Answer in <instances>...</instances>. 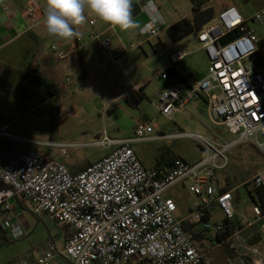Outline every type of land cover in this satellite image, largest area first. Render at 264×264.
Returning a JSON list of instances; mask_svg holds the SVG:
<instances>
[{"label":"built area","instance_id":"2783aa9c","mask_svg":"<svg viewBox=\"0 0 264 264\" xmlns=\"http://www.w3.org/2000/svg\"><path fill=\"white\" fill-rule=\"evenodd\" d=\"M4 11L9 7L0 0ZM144 9L150 17L139 28L146 39L158 35L163 28L157 7L147 1ZM29 25L43 20V6L30 1L24 11ZM221 20L222 27L216 22ZM89 25L95 23L87 15ZM264 22V5L247 19L235 8L222 11L197 32L209 67L200 80L183 78L170 83L157 95L159 114L169 118L184 109L190 100L202 98L210 121L225 126L233 135L229 141L198 137L205 154L194 163L173 159L163 168L146 169L130 144L157 137L154 122L136 121L133 136L122 140L105 134L93 144L109 148V153L71 173L65 163L42 151L37 144L0 164V229L8 239L25 235L18 218L17 201L33 215H48L58 225L68 228L61 248L48 239L34 259L19 256L17 264H201L203 254L196 248L182 224L196 233L223 230L225 221L234 215L231 191H218L215 172L227 166L225 153L234 145L246 142L262 150L264 145V74L257 70L253 58L257 52V36L246 22ZM111 27V26H110ZM237 31L238 35L224 45L218 40ZM95 47L110 50V35L91 32ZM80 38L76 37V42ZM75 45V51L85 49ZM55 50V46L51 47ZM121 50L112 60L121 65ZM58 58L65 55L58 51ZM180 50L169 54L172 64L184 59ZM2 129H0L1 133ZM163 136V135H158ZM254 188H264V167L251 181ZM183 183L192 196L189 211L183 218L174 215L176 204L163 193ZM217 209L221 218L211 219ZM260 216L257 206L252 207ZM244 221V220H243ZM239 232V231H238ZM238 232L232 237L237 238ZM258 262L261 254L254 246L240 244Z\"/></svg>","mask_w":264,"mask_h":264},{"label":"rangeland","instance_id":"374dc122","mask_svg":"<svg viewBox=\"0 0 264 264\" xmlns=\"http://www.w3.org/2000/svg\"><path fill=\"white\" fill-rule=\"evenodd\" d=\"M159 2L165 24L177 15L191 12L189 0ZM263 2L264 0H210L207 8L212 9L213 18L217 20L222 5L235 3L240 15L248 17ZM89 15L91 19L96 17L92 13ZM138 16L141 14L137 18ZM134 18L132 17L133 25L128 29L114 28L105 33L114 40L110 50L90 48L82 54V62L71 38L54 36L31 40L34 57H39V65L48 62L52 67L60 68L63 82L67 86L51 99H47L42 87L29 83L23 87L26 92L23 97L17 93L11 98L7 94H0V124L3 121L10 122L7 132L18 137L0 138V146L6 148L7 157L12 154L16 156L37 144L42 151L67 166L74 162H94L106 155L108 149L93 142L99 140L103 134L109 139L132 137L136 120L154 122L158 126L151 133L157 137L130 144L146 169L163 168L176 158L189 163L197 162L205 156L198 137L213 138L212 130L222 141H229L233 137L225 126L210 121L207 105L202 98L190 100L184 109L173 113L169 118L159 114L157 93L166 88L169 74L165 70L157 69L166 64L173 66L169 60L170 43L166 41L163 31L158 37L145 39V36L139 34V26ZM216 22L222 27L220 19ZM250 24L261 38V45L264 44V22L259 24L251 21ZM133 43L136 44L134 47ZM14 44L1 55L13 54L17 49V44ZM52 46H55V50H52ZM115 48L123 53L121 65L112 60L110 52ZM58 51L65 56L58 58ZM32 53L25 52L23 56L30 60ZM196 57L197 54L192 52L177 65L187 67L193 60L196 64ZM63 62L66 63L64 66ZM84 66L86 73L81 71ZM207 66L209 67V63ZM207 66L198 63L197 73H207ZM133 85L142 88L143 97L138 103L133 105L132 101L127 102L125 98H115L121 91ZM225 156L227 166L216 173L220 177L227 175L229 182L242 181L264 165V152L246 142L234 145ZM239 193L241 196L237 198L236 205L240 213L252 218L251 200L246 197L244 188H240ZM164 196L174 200V215L177 219L188 214L191 197L187 189L173 186L166 190ZM216 211L221 216L217 209ZM20 215L19 221L24 227L25 235L18 239H9L0 245L2 253L32 257L43 249L50 238L57 247L63 246L65 229L48 215H33L27 209H21ZM215 217L213 216V220ZM242 233L243 231L238 232L237 238L232 237L230 241L216 245L214 233L205 232L207 239L195 243L196 248L203 254V264H245L241 256L250 258L252 264H264V248H259L262 258L260 262L241 248L240 244L244 245Z\"/></svg>","mask_w":264,"mask_h":264},{"label":"crops","instance_id":"0c3cea01","mask_svg":"<svg viewBox=\"0 0 264 264\" xmlns=\"http://www.w3.org/2000/svg\"><path fill=\"white\" fill-rule=\"evenodd\" d=\"M30 1H35L42 6L44 4V0H6V3L8 4V7H9L8 11H4L2 9L1 4H0V55L4 52V50L6 48L11 47V45H13L14 43H15L14 45L17 44V47H16L17 49L13 52V54L1 55L3 57H0V94L3 96H5V94H7V96L9 98L14 97V95H16V93L19 94L20 97H23V95L26 93L23 87L25 85H28V83L32 84L33 86H37V85H34L32 82L29 81V78H31L34 75L41 76L48 81H51L55 84H58L61 87V90L58 93H60L62 90H64L67 86L66 85L67 83L63 82V78H62L63 73H62V70L60 68L52 67L51 64H49L48 62H43L42 65H39V57L38 56L34 57L35 56L34 55V49H33V44L31 42V40L34 41V40H38L40 38H52L54 36H51L46 32V30L43 26L42 20L37 24L29 25L28 20L24 16V11L26 9L27 4ZM135 1L141 7V12L139 13V14H141V16H138V18H137V15H136V16H134L135 17L134 19H135L136 25L138 24L139 28H141V26L144 24V22L150 17V14L147 12L146 9H144V6L146 5L147 1H149V0H135ZM151 1L155 5L157 4L156 7L158 6L157 7V17L163 23V28L161 29V31H163L165 34H166L165 29L168 26H170L171 24L175 23L176 21L180 20L183 17H192L193 16V11L191 8L190 13L187 12V13H184L183 15H177L171 21H168V23L165 24L164 14L161 13L160 8H159V6H160L159 0H151ZM209 1L210 0H208L204 4V6H203L204 9L207 8V4ZM263 5H264V2L261 5H259L256 8V10L261 8V6H263ZM232 7L235 8V10L240 14L238 5L235 3H230L229 5H222L220 10L218 11V15L222 11H224L228 8H232ZM89 14H90V12L85 9V11H84L85 20L80 25L75 26L76 34L73 37H71L74 46L75 45H78V46L85 45L86 46L84 50L79 49L78 51H76V53L79 57V60L81 62L83 61L82 60V54L84 52L88 51V49H90V48L97 49L95 47V42L91 41L89 39L91 32H97V33H102V34L106 35L105 33L107 31L114 30V27H112V26L110 27V25L99 20L97 17H93L95 20V23L93 25H89L88 20H87V15H89ZM248 17H243V18L247 19ZM212 19H214V18H212ZM250 22L251 21H247L246 25H247V27L253 29ZM159 33H158V35H159ZM158 35H156L154 37H158ZM256 36L258 39V41H257V52H256L252 61H253V63H254V60H256L258 62L259 65H255V66H256L258 71H260L264 74V44L261 45V43H260L261 38L257 34H256ZM76 37L80 38L79 42H76ZM154 37L148 38V40L152 39ZM166 37H167L166 41H168L170 43L168 46V49L171 50L170 53L177 51V50L185 52L186 56L184 57V59L187 56H189L192 52H195L197 54L196 64L194 63V60H193L192 63L187 67L178 66L177 63L184 60V59H182L181 61L177 62L176 64H172L170 62L173 65L172 67H170L169 65L166 64V65H163L162 67L157 69V70H165V72L167 69L173 70L170 72L172 74L168 73L169 79L167 80V86L170 83L176 82V81L183 79V78H192L195 80H200V79L204 78L207 73H205V72H204L205 74H203V72L197 73V71L199 69L196 66L198 63H200L202 65L206 64V66H207L209 61H208V58H207L204 50L201 48L199 42L197 41L196 31L193 30L191 33L184 36L183 38H181L177 42H171L167 35H166ZM262 39H264V36ZM113 43H114V40H113ZM135 45L136 44L133 43L132 47H134ZM162 47H165V45H163ZM115 50H117V49L115 48L114 51L110 52V54L114 55ZM30 51L33 52L31 55L32 59H30V60L25 59L23 54L25 52H30ZM64 64H66V63L63 62V66H64ZM81 67H82V65H81ZM207 68H208V66H207ZM81 71L82 72L84 71V73H86L85 66H84V69L81 68ZM25 76H27V78H25ZM133 91L142 92V88L139 85H133L132 87L121 91L115 98H118V97L124 98L126 94L133 92ZM44 93H45V91H44ZM158 93H157V95H158ZM56 95L55 96H48L47 95V99H51L53 97H56ZM136 121L134 122V125H135ZM9 123L10 122H4L3 121L0 124V129H2V131L0 133V138H11V139L12 138H18L14 134H10L7 132ZM212 133H213V136L217 135L214 130H212ZM113 140H121V139H113ZM113 147L114 146H110L109 148H107L108 153L111 151V149ZM5 150H6V148H3L0 146V164H2L6 160H9L15 156L12 154L11 156L7 157L8 154L5 153ZM3 155H5L6 157L3 158ZM90 163H92V162H86L84 164H80L79 162H74L67 167L71 173H77V172H80L81 170H83ZM263 167H264V165L261 166L253 175L258 173ZM217 171H220V170H217ZM253 175H251L250 177H248L242 181H236L235 180V181L229 182L227 175H225L224 177H220L215 172V185H216V189L218 191L229 190V191H231V194L233 196L234 215L231 219H229V221H230V224L232 225V227H234V230H235L234 233L238 232V231L239 232L243 231L246 233L248 231L256 229L258 231V233L261 235L262 239L257 244H255L253 246L258 248V250L260 252L259 248H264V212L260 211V216L255 217L253 210H252L253 214L251 215L252 218H250L247 215L241 214L237 205H236L237 198L241 196L239 193V190H240V188H244L245 193H246V197L249 198L252 202V207L257 206L254 203V198H256V195L253 191L254 187L252 186V183L250 182ZM174 186H180V187H183L186 189V187L183 183H178V184H175ZM164 193H163V195H164ZM251 195L254 198L251 197ZM190 197H191V201H192V196L190 195ZM190 205H191V203H190ZM16 209L18 211V218L20 219L21 218V215H20L21 209L18 207V204L16 205ZM259 210H260V208H259ZM188 211H189V207H188ZM213 216L214 217L216 216L215 220H218L221 218V216H219V213L217 214V211L215 212V209L212 211L211 216H210L212 220H213ZM62 227H65V228H63V229H65L64 230L65 234L63 237V242H64V240L67 236L68 228L66 226H62ZM202 234H204V233H202ZM231 238H232V235L226 241H228V240L230 241ZM206 239H204L200 242L194 241V243H201V242L205 241ZM8 241H9V239H8L7 231L0 229V245H3L4 242H8ZM218 244L219 243H217L216 245H218ZM1 250L2 249L0 248V264H17L16 259L19 256H17V255L16 256L15 255H5L4 253L1 252ZM39 253L35 256L28 257V258L34 259L35 257H37L39 255ZM260 254H261V252H260ZM261 260H262V258H261Z\"/></svg>","mask_w":264,"mask_h":264},{"label":"clouds","instance_id":"9594fccd","mask_svg":"<svg viewBox=\"0 0 264 264\" xmlns=\"http://www.w3.org/2000/svg\"><path fill=\"white\" fill-rule=\"evenodd\" d=\"M132 6V0H44L42 23L49 35L71 38L87 9L114 28L128 29L133 25Z\"/></svg>","mask_w":264,"mask_h":264},{"label":"trees","instance_id":"16d2710c","mask_svg":"<svg viewBox=\"0 0 264 264\" xmlns=\"http://www.w3.org/2000/svg\"><path fill=\"white\" fill-rule=\"evenodd\" d=\"M189 1L191 3L193 14H195L204 9L203 6L208 0H189ZM193 30L194 29L192 25V17H183L180 20L168 26L165 29V32L171 42H177L184 36L191 33ZM254 63L255 65H259L256 60H254ZM171 71L173 70L167 69L166 73H170ZM25 78H27V76H25ZM29 81L32 82L34 85L42 87L48 96H55L61 90V87L58 84L48 81L41 76L34 75L31 78H29ZM142 97H143L142 92L133 91V92L126 94L124 98L126 99L127 102L132 101V104L135 105L142 99ZM1 187H4V184L0 181V188ZM222 191H227V190H222ZM253 191L256 195V198H254L252 195L251 197L254 198L255 205H257V207L260 208L261 212H264V188L257 187V188H254ZM17 204L20 209H23V210L26 209L21 202L17 201ZM182 226L184 230H186L190 234L191 239L195 242H200L207 238L204 234L193 232L191 230V227H189L187 223H183ZM234 231H235L234 227H232V225L230 224V221L227 220L225 221V226L223 230L214 234V239L216 240L217 243H223L231 235H233ZM261 239L262 237L256 229H253L246 233L245 232L242 233V241L244 245L253 246L257 244ZM241 258L245 264H252L250 258H248L247 256H241ZM201 264H203V262Z\"/></svg>","mask_w":264,"mask_h":264},{"label":"water","instance_id":"95a60500","mask_svg":"<svg viewBox=\"0 0 264 264\" xmlns=\"http://www.w3.org/2000/svg\"><path fill=\"white\" fill-rule=\"evenodd\" d=\"M132 17L138 15L141 12V7L140 5L132 0ZM213 18V13L211 8H205L198 13L193 14L192 16V25L194 31L198 32L202 29L204 25H206L209 21H211ZM238 33L237 31L230 33L221 39L218 40L219 44L224 45L225 43L229 42L230 40L233 39V37L237 36Z\"/></svg>","mask_w":264,"mask_h":264}]
</instances>
